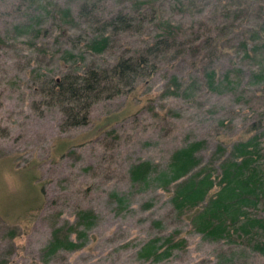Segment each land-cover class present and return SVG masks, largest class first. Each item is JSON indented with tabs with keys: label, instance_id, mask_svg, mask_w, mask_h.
I'll list each match as a JSON object with an SVG mask.
<instances>
[{
	"label": "rangeland",
	"instance_id": "1",
	"mask_svg": "<svg viewBox=\"0 0 264 264\" xmlns=\"http://www.w3.org/2000/svg\"><path fill=\"white\" fill-rule=\"evenodd\" d=\"M139 55L149 77L64 124L54 81ZM253 136L264 184V0H0V264H264V233L235 228L264 218V196L228 227L173 201L201 168L216 182ZM54 229L75 247L47 253Z\"/></svg>",
	"mask_w": 264,
	"mask_h": 264
},
{
	"label": "trees",
	"instance_id": "2",
	"mask_svg": "<svg viewBox=\"0 0 264 264\" xmlns=\"http://www.w3.org/2000/svg\"><path fill=\"white\" fill-rule=\"evenodd\" d=\"M64 10L66 13V9ZM165 28L171 27L166 25ZM106 42V37L94 38L89 41L88 46L92 52L100 53L105 48ZM154 70L139 55L131 62L130 60H119L110 68H88L81 76H66L56 80L52 83L49 95L53 101L60 104L64 124L75 126L86 122L87 111L93 102L124 91L131 92V83H123L124 79L131 78V82H134L138 77H149ZM256 138L253 136L233 149L232 159L234 161H229L222 167L216 182L212 178L210 169L201 168L177 185L173 195L176 207L190 209L203 203L202 211L198 213L196 219L204 217L208 221L215 222L216 226L228 227L225 221L230 225H235L239 218H246V212L242 209L254 208L264 196V184L260 181L261 175L257 169L250 167V164L255 162V158H259ZM199 145V142H195L190 150L183 151L185 157L180 154V157L183 156L182 159L177 157L179 153L174 155L176 159L178 158L175 170L182 173V176L188 174L198 163V159L191 157V151L197 149ZM236 158L238 161H235ZM147 167V162L139 163L131 168L130 173L134 177L143 176ZM177 176L176 174V178ZM215 186H218V189L213 196H209V190ZM240 187H243V192L237 194L236 189ZM222 190L223 195L219 198V191ZM254 196H258V199L254 200ZM244 199L249 200L245 201L247 204H243ZM250 200L253 203H250ZM83 217L88 223L92 216L85 213ZM235 228L241 234L252 238L264 233V218H247L242 225L235 226ZM57 232L55 229L52 231L47 253H53L59 247L64 249L75 247L74 243L67 240L65 236L60 237ZM254 246L264 252V240L257 241Z\"/></svg>",
	"mask_w": 264,
	"mask_h": 264
}]
</instances>
